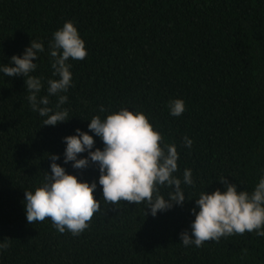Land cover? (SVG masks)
<instances>
[{
  "label": "trees",
  "instance_id": "trees-1",
  "mask_svg": "<svg viewBox=\"0 0 264 264\" xmlns=\"http://www.w3.org/2000/svg\"><path fill=\"white\" fill-rule=\"evenodd\" d=\"M67 21L88 55L67 61L71 87L48 97L55 111L59 96H67L66 122L44 126L47 117L27 99V77L0 72V241L9 244L0 264H264V236L255 231L201 247L180 239L184 231L191 235L201 192H223L224 178L251 193L264 175V0H0V67L22 56L31 40L44 46L30 73L41 78L38 98L48 95L49 79H59L49 45ZM174 99L185 102L179 117L170 115ZM121 109L143 112L164 143L175 144L174 175L183 181L191 169L194 181L181 183L183 205L155 217L144 202L111 205L102 197L98 165L64 163L63 138L79 129L93 136L92 151L103 150L88 123ZM51 155L67 174L97 184L101 211L78 236L60 233L50 219L26 220L24 192L51 175ZM172 191L160 189L165 198Z\"/></svg>",
  "mask_w": 264,
  "mask_h": 264
},
{
  "label": "clouds",
  "instance_id": "clouds-1",
  "mask_svg": "<svg viewBox=\"0 0 264 264\" xmlns=\"http://www.w3.org/2000/svg\"><path fill=\"white\" fill-rule=\"evenodd\" d=\"M53 76L59 79L48 80V95L38 98L41 92V78L30 75L37 64L38 53L44 51L42 42L31 40L22 56H12L9 66L0 67L6 77H27L24 80L29 104L41 117L44 126H56L66 122L67 109L61 105L67 96L60 95L56 110L48 107L49 96L67 92L71 87L72 73L69 59L84 60L88 53L84 41L80 38L72 21H67L55 31L49 45ZM170 115L179 117L185 111V102L174 99L169 102ZM104 112L103 107L100 108ZM88 130L103 142V150L92 151L95 141L87 132L76 129L75 135L63 138L66 144L64 163L72 162L74 169H85L89 162L98 165V183L102 188V197L106 203L117 205L121 201L128 204L146 203L149 213L155 217L158 212L170 210L173 205L181 206L185 202V193L181 183L194 186L191 169L183 172V181L174 173L178 171L179 154L174 143L165 144L164 137L154 129L148 117L140 111L121 109L101 119L93 116ZM193 141L184 137V146L191 148ZM87 152L86 158L78 155ZM51 175L45 173L43 183L34 191H25L24 207L26 220L32 225L50 219L60 233L66 230L78 236L85 231L97 212L101 211L100 201L94 198L96 182H81L76 176L67 174L55 161L56 155L48 157ZM225 186L211 194L205 191L195 199L196 207L191 210L195 216L191 224V235L187 231L180 234L184 246L194 244L201 247L208 241H219L221 237L243 235L256 232L264 236V175L254 190L237 191L235 184H229L224 178L219 181ZM162 187H170L172 192L167 198L161 195ZM199 209L198 211L196 209ZM8 239L0 241V251L9 247Z\"/></svg>",
  "mask_w": 264,
  "mask_h": 264
}]
</instances>
